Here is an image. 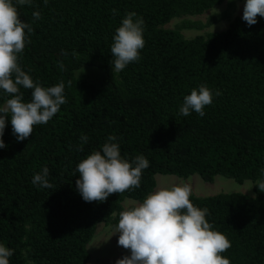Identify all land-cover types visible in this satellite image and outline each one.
<instances>
[{
    "label": "trees",
    "instance_id": "trees-1",
    "mask_svg": "<svg viewBox=\"0 0 264 264\" xmlns=\"http://www.w3.org/2000/svg\"><path fill=\"white\" fill-rule=\"evenodd\" d=\"M221 1L0 0V264H86L155 173L254 181L169 200L161 264H264V0L222 30L160 26Z\"/></svg>",
    "mask_w": 264,
    "mask_h": 264
},
{
    "label": "rangeland",
    "instance_id": "rangeland-1",
    "mask_svg": "<svg viewBox=\"0 0 264 264\" xmlns=\"http://www.w3.org/2000/svg\"><path fill=\"white\" fill-rule=\"evenodd\" d=\"M248 1L223 0L199 13L172 16L160 26L176 29L184 37L222 30L231 18L241 14ZM74 74L85 75L95 86L101 85L105 80L104 71L92 65H81L74 70ZM0 108L10 112L11 102H1ZM154 179L153 189L143 200L123 198L120 201L119 213L124 214V220L114 226L109 220L95 224L94 231L85 244L88 252L86 264H161L152 250L153 229L164 218L169 200L187 194L254 193V181H236L220 174L214 175L211 180H204L196 173L186 177L155 173Z\"/></svg>",
    "mask_w": 264,
    "mask_h": 264
}]
</instances>
